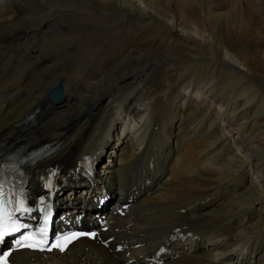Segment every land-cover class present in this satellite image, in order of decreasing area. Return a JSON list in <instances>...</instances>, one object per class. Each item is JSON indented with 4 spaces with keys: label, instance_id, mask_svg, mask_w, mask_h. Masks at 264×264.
I'll return each instance as SVG.
<instances>
[{
    "label": "bare ground",
    "instance_id": "6f19581e",
    "mask_svg": "<svg viewBox=\"0 0 264 264\" xmlns=\"http://www.w3.org/2000/svg\"><path fill=\"white\" fill-rule=\"evenodd\" d=\"M110 141L83 188L113 201L95 212L109 248L17 264H154L177 228L192 235L164 264H264V0H0V151L56 142L28 175L59 165L73 204L85 155Z\"/></svg>",
    "mask_w": 264,
    "mask_h": 264
},
{
    "label": "snow or ice",
    "instance_id": "6c2138e0",
    "mask_svg": "<svg viewBox=\"0 0 264 264\" xmlns=\"http://www.w3.org/2000/svg\"><path fill=\"white\" fill-rule=\"evenodd\" d=\"M39 153L33 152L28 159L33 160ZM88 158L85 157L84 164H87ZM18 163H24V160L19 155H9L0 157V242H3L9 236L19 237L15 239V247L0 253V264H14L10 261L14 251L30 250L38 252H51L54 249L60 252H65L69 245L75 240L83 236L95 238L97 233L85 232H66L57 234L54 239L49 238V223L51 220V208L45 203L43 197L40 198L37 206L42 212L40 226L32 229L29 224L22 223L21 218L29 216L35 209L29 207V195L25 188L21 185L17 187L5 178V171H18ZM22 174V173H21ZM54 176L55 173H52ZM45 187L51 190L53 188L51 178H48ZM164 251V249H161Z\"/></svg>",
    "mask_w": 264,
    "mask_h": 264
},
{
    "label": "water",
    "instance_id": "95a60500",
    "mask_svg": "<svg viewBox=\"0 0 264 264\" xmlns=\"http://www.w3.org/2000/svg\"><path fill=\"white\" fill-rule=\"evenodd\" d=\"M50 97L54 102H61L63 99L62 96V89H61V84H59V86L52 90V92L50 93Z\"/></svg>",
    "mask_w": 264,
    "mask_h": 264
},
{
    "label": "rangeland",
    "instance_id": "374dc122",
    "mask_svg": "<svg viewBox=\"0 0 264 264\" xmlns=\"http://www.w3.org/2000/svg\"><path fill=\"white\" fill-rule=\"evenodd\" d=\"M49 26H51V25H49ZM36 54H37V52H36ZM45 54V53H44ZM48 59H51V58H45V60L47 61ZM50 61V60H49ZM137 110H139V108L137 109ZM249 180H250V178H249ZM231 243V242H230Z\"/></svg>",
    "mask_w": 264,
    "mask_h": 264
}]
</instances>
